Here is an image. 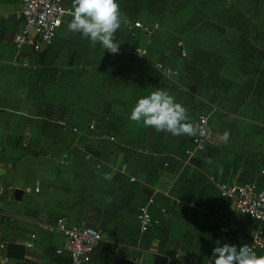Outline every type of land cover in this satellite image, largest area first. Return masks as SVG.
I'll return each instance as SVG.
<instances>
[{
    "label": "crops",
    "instance_id": "crops-1",
    "mask_svg": "<svg viewBox=\"0 0 264 264\" xmlns=\"http://www.w3.org/2000/svg\"><path fill=\"white\" fill-rule=\"evenodd\" d=\"M117 3L130 21L116 33L119 54L65 24L49 47L22 56L19 0H0V243H31L21 261L0 264H70L55 254L59 217L100 233L85 264H205L223 243L247 244L258 226L215 186L264 190V0ZM156 89L193 123L207 118L202 151L189 157L186 136L130 120ZM148 199L153 226L142 233L135 214Z\"/></svg>",
    "mask_w": 264,
    "mask_h": 264
},
{
    "label": "built area",
    "instance_id": "built-area-1",
    "mask_svg": "<svg viewBox=\"0 0 264 264\" xmlns=\"http://www.w3.org/2000/svg\"><path fill=\"white\" fill-rule=\"evenodd\" d=\"M21 27L14 38V44L19 49L21 46L30 47L32 52H38L49 47L59 28L65 25V21H70L69 13L72 9L66 8L62 0H19ZM140 27L138 23H134ZM132 53L142 56L144 51L140 48L133 49ZM200 129L197 135L188 137L186 141L192 146L188 151L191 157L195 153L202 151L211 141V133L208 128V121L204 115H198L194 122ZM64 125V123H60ZM75 131V129H72ZM263 171V170H262ZM218 197L226 201L230 209L258 226L251 236L249 242L254 251L261 253L264 250V190L257 189L253 182L246 181L239 184L218 182L215 186ZM4 188L0 184V196ZM27 192V190H26ZM151 199L141 206L136 214L135 220L139 224L142 233L148 232L153 226L152 215L149 212L148 204ZM53 229L63 235L64 241L58 249L56 255H60L62 250L70 253V264H85L89 261L100 242V233L91 226L71 224L67 220L59 217L54 221ZM33 239V236L30 237ZM31 247V243L25 245ZM5 249V244L0 243V251ZM211 257H208L205 264H209ZM9 261L5 255H0V263Z\"/></svg>",
    "mask_w": 264,
    "mask_h": 264
},
{
    "label": "clouds",
    "instance_id": "clouds-1",
    "mask_svg": "<svg viewBox=\"0 0 264 264\" xmlns=\"http://www.w3.org/2000/svg\"><path fill=\"white\" fill-rule=\"evenodd\" d=\"M69 15L70 21H65L68 32L87 39L93 48L99 44L108 53L119 54L121 43L117 41L116 33L122 25H129L130 21L121 11L117 0H72ZM129 118L173 137H192L200 131L191 121L188 109L162 89L140 98ZM229 138L230 133L225 131L223 141L227 143ZM102 175L105 180L113 179L109 173ZM217 244L220 245V242L217 241ZM210 264H264V256H258L249 244L237 247L223 243L213 249Z\"/></svg>",
    "mask_w": 264,
    "mask_h": 264
},
{
    "label": "water",
    "instance_id": "water-1",
    "mask_svg": "<svg viewBox=\"0 0 264 264\" xmlns=\"http://www.w3.org/2000/svg\"><path fill=\"white\" fill-rule=\"evenodd\" d=\"M19 54L22 56H28L31 54V49L30 47L27 46H21L19 49ZM22 192L20 190H15L13 193V198L15 201H19L21 199ZM26 250V247L22 244L19 243H7L5 245V252L4 255L6 258L15 260V261H21L24 256V251ZM61 256L64 257H70V253L62 250L60 253Z\"/></svg>",
    "mask_w": 264,
    "mask_h": 264
}]
</instances>
